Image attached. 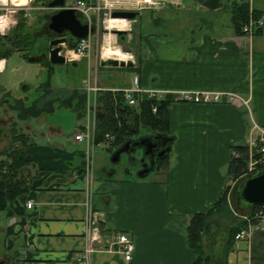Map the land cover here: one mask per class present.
<instances>
[{
	"label": "crops",
	"instance_id": "obj_1",
	"mask_svg": "<svg viewBox=\"0 0 264 264\" xmlns=\"http://www.w3.org/2000/svg\"><path fill=\"white\" fill-rule=\"evenodd\" d=\"M129 1L117 5L128 8ZM153 1L130 29L133 67L111 65L108 76L102 77L106 72L98 69L101 74L94 78L90 73L88 79L74 77L72 82L59 77L57 83L56 67L43 61L39 63L47 67L48 76L38 90L30 92L26 84L16 95L0 81V131L14 132L15 127L29 139L25 146L13 138L8 146L0 144L4 264H81L89 244L94 248L89 264H193L197 259L188 244L189 220L215 205L229 185L231 150L249 143L254 122L264 125V28L254 35L237 28L233 14L242 0ZM248 5L264 17V0ZM91 61L75 56L64 64L87 63L90 68ZM7 64L4 58L1 72ZM135 75L144 87L228 91L241 98L170 102L172 147L157 169L145 177L131 170L119 177L117 167H105L107 176L96 179L95 163L92 174L84 170L87 148L75 134L90 128L95 138L103 92L130 86ZM62 108L75 115L71 134L65 116L56 113ZM99 128L94 148L108 141L109 134L100 136L102 123ZM7 147H24L33 162L20 171L31 184L33 208L26 206L27 200L7 195V170L2 168ZM94 227L97 239L92 237ZM119 233L134 241L130 261L118 250ZM227 264H264V230L256 228L236 241Z\"/></svg>",
	"mask_w": 264,
	"mask_h": 264
},
{
	"label": "trees",
	"instance_id": "obj_2",
	"mask_svg": "<svg viewBox=\"0 0 264 264\" xmlns=\"http://www.w3.org/2000/svg\"><path fill=\"white\" fill-rule=\"evenodd\" d=\"M34 4L47 5L46 2H42L41 0H35ZM235 8L233 21L237 28L242 31V24L249 16V5L246 2L237 3ZM24 15L25 10H19L16 15H14V18L18 19L14 29L7 35H0V60L8 58L21 49L26 50L35 47L39 34H33L30 31L28 18ZM255 15L260 16L256 11ZM50 16L51 15L46 14L47 20L43 25L44 28H47ZM76 44V39L71 37L69 47L73 48ZM45 62L53 66L49 60ZM100 99L104 104L102 105V115H99V113L98 115L96 114L95 142L100 140L97 135L99 134V124L101 125V123L104 131H100V136L103 137L106 133L114 136V146L120 145V143L122 144L130 136L140 133H163L172 138L168 133L169 128L167 120V110L171 99L157 100L155 98H144L136 106H132L125 101L123 93L120 91H104ZM154 108H157L156 111H154ZM13 129L15 130L12 132L14 142L20 141L24 146L29 144V139L25 133L20 132L15 127H13ZM1 132L2 131H0V134ZM171 143V141L168 142L169 145ZM4 153L8 157L7 160L2 163V168H6L7 170L6 191L8 197L10 199H30L32 197L30 192L31 184L21 176L20 171L23 167L33 164V162L27 159L24 147L20 149L7 147ZM167 155L168 153L164 157L157 159V167L159 166V162H162ZM244 164L245 161L232 160L230 165L231 177L236 178L240 174ZM238 184L233 190L235 213L229 206V199L232 193L231 186L228 185L211 209L205 213H195L191 216L188 225V244L197 255V259L193 264H215V262L216 264H227V255L235 245L236 234L241 229L248 227V220L243 216H251L252 213L259 208L243 206V204L241 205L237 202L236 188ZM218 216L221 217L222 220L218 219ZM229 221L230 223L226 230L220 229L221 225ZM218 229H220L221 232L225 231L227 237L224 247L219 254L214 255L207 252L205 240L207 237L209 238L217 234ZM218 259L221 263L218 262Z\"/></svg>",
	"mask_w": 264,
	"mask_h": 264
},
{
	"label": "built area",
	"instance_id": "obj_3",
	"mask_svg": "<svg viewBox=\"0 0 264 264\" xmlns=\"http://www.w3.org/2000/svg\"><path fill=\"white\" fill-rule=\"evenodd\" d=\"M35 0H27L23 6L14 8L12 4L19 6L17 3L8 2L6 0H0V35H7L10 30L17 24L18 19L14 18V15L19 10H25V17L29 16L30 11L36 10L37 5L34 4ZM119 0H67L65 8L75 9L79 12L80 16L89 25V35L85 38L77 40L76 46L69 50L66 54L69 60L74 59L75 56H86L87 51L90 50L91 40L94 34H99L102 29L108 27L110 30L115 29H128L132 26L134 19L127 18H114L112 17L113 11L121 9L117 5ZM250 2V0H243ZM130 7L123 9L128 10H142L147 5L155 4L153 0H130ZM28 18V17H27ZM117 20L112 26L109 27V20ZM107 22V25H106ZM94 28V30H92ZM264 28V17L255 16L254 11L250 10L247 20L242 25V32L246 35H254L257 31ZM131 57V55L129 56ZM2 60L0 61V72L2 71ZM114 91H120L123 93L125 101L136 106L144 98H155L157 100H165L170 98L172 102H195V103H218L222 102L224 98L228 101H235L241 98L235 92H218V91H205V90H167L155 87H144L140 84L139 75L133 77L132 84L127 87L115 89ZM157 108H154L156 111ZM75 139L79 142L86 144V163L85 172L92 174L94 170V131L90 128L86 130H78L75 134ZM107 139L111 142L114 136L107 135ZM231 157L233 160L245 161V164L241 168V173L236 177L230 178L229 185L232 187L235 183L242 178L253 175L264 170V125L254 122L251 129V139L245 146L234 147L231 150ZM36 202L33 199H29L26 203L28 208H33ZM91 203H88L90 218L92 215ZM248 220V227L241 229L236 234V240H244L248 238L251 232L260 228L264 230V208L256 209L251 216L244 215ZM97 227L93 228V238L97 239L95 235ZM118 250H120L127 261L132 259V255L135 249L134 241L127 233H119L117 235ZM94 250L91 244H89L80 259L81 264H89L90 254Z\"/></svg>",
	"mask_w": 264,
	"mask_h": 264
},
{
	"label": "rangeland",
	"instance_id": "obj_4",
	"mask_svg": "<svg viewBox=\"0 0 264 264\" xmlns=\"http://www.w3.org/2000/svg\"><path fill=\"white\" fill-rule=\"evenodd\" d=\"M119 1H121V0H119ZM119 1L117 2L118 4H119ZM26 2H27V0H14V3H17L19 6H16L15 4H12V6L14 8H16V7H23V6L27 7V6L33 5L32 3L30 5H27V4L24 5V3H26ZM16 9L18 10V8H16ZM56 11H58V9H52L46 5L42 6L40 4H37L36 10L30 11L29 16H27L28 17V26H29L30 31L33 34L34 33L39 34L38 35L39 36L38 41L36 42V45L34 47L35 49L37 47H39V45L44 44L43 40L45 41L46 38L48 37V36L47 37H44V36L41 37L42 35H40V33H42V30L44 28L43 25L46 23V20H47L46 14L52 15ZM249 12H250V9H249ZM110 24H111V20H109V22H108L109 26H110ZM106 25H107V22H106ZM14 27L12 28V30L14 29ZM12 30H10V32ZM103 31H104V33L102 32L99 34L98 33L94 34L93 39L91 40L90 50L87 51V55H86L87 58L92 60L91 61V67L89 68L87 63H85V64L79 63L76 66H73V64L54 65L56 67V76H54L53 79L57 83L59 82V77H62V79H66V80L70 79L71 82L73 81V79L75 77L79 81L83 77L88 79L89 73L92 74L93 78H94V76L97 74V72H98V75L101 74L99 72V70L106 72V70L110 69L109 66H111V64H108V63H106L105 65L101 64L103 60H106V59H109L112 57L115 58L114 56H105L104 55L103 51H104V47L106 45H112L115 48H117L118 46H121L123 50L126 49L127 51L129 50V52H132V47L130 45V37L129 36L123 42L115 34L108 33V31L105 28L103 29ZM63 47H64L63 54H65L67 52V50H69V47L66 45H63ZM117 49L122 54V51L119 48H117ZM16 52L20 53V51H16ZM18 53H14V55L8 57V64H7L6 70L3 72H0V81L4 80L5 86L7 87V89L15 95L22 92L23 91L22 89H23L24 85H26V84H28L31 87L30 92H35L38 90L37 88L42 83V81H44L45 78H47V76H48V74L46 73L47 67L45 65H43L42 63H39V62H30V61L26 60L25 58L20 57V55ZM103 66H105V68H102ZM109 74H110V72H106L105 74H103L101 76L102 77L105 75L108 76ZM67 83H69V82L67 81ZM88 85L93 86V83L88 84ZM58 111H60L61 114L65 116V120H67V122L70 124V127L68 128V131H66V132L68 134H71L73 132V129H74V123L72 121L75 120V115L72 114L71 111L69 112L67 108H62L60 110H57L56 111L57 114L59 113ZM0 113H1V111H0ZM50 120L57 121V119H53V118H51V116H50ZM8 130L12 131L11 125L8 126ZM45 131H47V130H45ZM141 134H144V133L136 134V135L130 136L129 138L138 137ZM11 138H12V132H1L0 144L4 145V146H6V145L8 146ZM129 138H127L123 143H125ZM109 146H110V143L107 141V142L100 144L99 146L94 148V163H95L96 179H98V177H104L106 175L105 169H104L105 167H107V169L110 167H113V166L117 167V169H118V175L117 176H119V177L128 176V174H129L128 170L129 171L131 170L132 172L138 173V171L136 170V167L132 166L131 162L133 160L132 158H134V157L139 158L142 156L143 149L138 150V155L134 154L132 157H129V158H126L124 156L123 159L121 160V162L117 165V164L112 162L111 155H112L113 147H111V149H109L108 148ZM240 173H241V171H240ZM235 185L236 184H234V187H235ZM233 190H234V188L232 187L231 188L232 194H231V197L229 199V206H230L231 210L235 213L236 209H235L234 200H233ZM218 219H221V217L218 216ZM229 223H230V221L225 222L223 225L220 226V229L226 230L228 228ZM220 229H218V233L215 234L214 236L206 238L205 245L207 247L208 253L218 255L219 252L221 251V249L224 247V244L226 242L225 240H226L227 236L225 235V231L221 232ZM214 230H215V227H214ZM1 248H2V246H1ZM218 262H220L219 259H218ZM215 264H216V262H215Z\"/></svg>",
	"mask_w": 264,
	"mask_h": 264
},
{
	"label": "water",
	"instance_id": "obj_5",
	"mask_svg": "<svg viewBox=\"0 0 264 264\" xmlns=\"http://www.w3.org/2000/svg\"><path fill=\"white\" fill-rule=\"evenodd\" d=\"M66 0H51L48 2V7L58 9L50 16L49 27L58 36L51 39L49 42L48 50L45 53L43 60H49L53 65L64 64L67 62L66 55L63 54V45L68 46L70 38L65 34L69 33L70 37L75 39L84 38L89 34V25L82 22L80 14L75 9L64 8ZM113 17L118 18H135L136 11L117 10L112 13ZM94 30V28L92 29ZM119 39L123 42L131 33L129 30L118 29L112 30ZM124 51H127L124 49ZM129 52V50L127 51ZM42 59L36 60L34 56H27L30 62H39ZM106 63L113 66L120 67H133L134 61L132 59H118L109 58L102 61V65ZM171 137L163 133H144L138 137H131L125 143L114 146L111 159L115 164H119L123 157H132L134 154L138 155V150L143 149L141 157L137 158L139 161H144L149 156V162L142 165L132 164L137 166L138 177H145L150 172L157 169V159L164 157L170 150ZM131 150H130V149ZM135 158V157H134ZM236 200L239 204L248 207H263L264 208V170L253 175L243 178L236 188Z\"/></svg>",
	"mask_w": 264,
	"mask_h": 264
},
{
	"label": "flooded vegetation",
	"instance_id": "obj_6",
	"mask_svg": "<svg viewBox=\"0 0 264 264\" xmlns=\"http://www.w3.org/2000/svg\"><path fill=\"white\" fill-rule=\"evenodd\" d=\"M41 1L46 2L48 4V2L51 0H41ZM40 35H42L41 37H43V36L47 37L48 36L46 38L47 41L46 40L44 41L42 39L44 44H42L41 46L39 45V47H37L36 49L35 48H29L26 50L21 49L20 50L21 51V53H20L21 57L25 58L26 60H27V56H34V58L36 60L42 59L45 56L46 51L48 50L50 40L58 36L53 30L50 29L49 24H48L47 28H43L42 33H40ZM65 35L67 37L71 38L69 36L70 35L69 33H66ZM45 43H46V45H45ZM43 61H45V60L42 59V61H39V62H43ZM132 159H133L131 162L132 164L142 165V164H144V162L147 164L150 163L149 162L150 161L149 156H147V158L144 161H139L137 158H132ZM134 167H136V169H138L137 166H134ZM0 264H4V260H0Z\"/></svg>",
	"mask_w": 264,
	"mask_h": 264
},
{
	"label": "bare ground",
	"instance_id": "obj_7",
	"mask_svg": "<svg viewBox=\"0 0 264 264\" xmlns=\"http://www.w3.org/2000/svg\"><path fill=\"white\" fill-rule=\"evenodd\" d=\"M6 1H8V2H13V3H14V0H6ZM115 21H117V20H113V19H111V24H110V26L113 25ZM110 26H109V27H110ZM106 38H107V37H106ZM110 38H111V37H110ZM117 48H119V47H117ZM117 48L113 47L112 45H106V46L104 47V51H103V52H104V55H105V56H114V57H117V58H126V57H129L127 53L123 52V51L119 48L123 53H125V54H121V52H119V50H118ZM102 54H103V53H102ZM112 58H113V57H112Z\"/></svg>",
	"mask_w": 264,
	"mask_h": 264
}]
</instances>
